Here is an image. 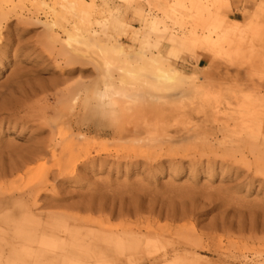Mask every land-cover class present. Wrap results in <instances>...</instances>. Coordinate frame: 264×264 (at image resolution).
<instances>
[{
    "label": "rangeland",
    "instance_id": "rangeland-1",
    "mask_svg": "<svg viewBox=\"0 0 264 264\" xmlns=\"http://www.w3.org/2000/svg\"><path fill=\"white\" fill-rule=\"evenodd\" d=\"M84 1L70 10L69 0H0V104L15 92V83L36 78L44 91L34 107L50 98V107L80 113L102 87L103 72L89 48H119L121 55L110 53L117 68L176 71L175 89L156 106L165 115L162 137L121 142L108 127L102 136L84 130L77 143L95 159L77 166L72 177L59 176L56 167L73 150L70 115L51 133L39 132L0 107V153L55 139L54 159L31 165L26 176H0V264H164L174 252L180 264H264V145L255 150L244 131L264 125V0H208L203 9L215 31L231 32L232 50L238 46L241 55L236 63L179 40L206 32L197 26L190 0H137L132 6ZM151 19L166 30L153 34ZM68 37L86 49L80 47L83 57L72 67L60 63L71 72L59 74L56 64L71 56ZM48 63L51 68L41 71ZM111 76L122 74L113 69ZM141 76L152 79L153 73ZM57 80L65 81L59 89L83 84L73 110L51 96ZM190 86L210 89L217 112L190 102ZM48 170L40 194L28 193L30 180ZM39 240L51 248L40 247ZM83 240L91 246H82ZM10 250L35 255L10 259Z\"/></svg>",
    "mask_w": 264,
    "mask_h": 264
},
{
    "label": "bare ground",
    "instance_id": "bare-ground-1",
    "mask_svg": "<svg viewBox=\"0 0 264 264\" xmlns=\"http://www.w3.org/2000/svg\"><path fill=\"white\" fill-rule=\"evenodd\" d=\"M107 1H114L119 5L132 6L136 4L137 0H102L104 5H107ZM208 0H190L188 1V7L195 11V19L198 27L206 31L204 35L197 36L194 32L189 34H184L179 40L191 48H200L202 46L207 47L211 53L215 56L224 58L227 61L236 63L235 61L240 59L238 46L236 50H232L234 45L233 38L231 37L230 31L218 32L215 28L211 27L210 20L206 19L204 14H202L203 9L206 8V3ZM215 1V0H214ZM178 3V1H177ZM180 5V2L178 3ZM177 4V5H178ZM86 2L84 0H73L67 4L70 10H77L76 7H84ZM76 6V7H75ZM140 7V6H139ZM138 12L141 11L140 8H136ZM81 16H85L84 12ZM237 25V22L234 21ZM91 24V23H90ZM161 21L156 19L150 20V27L153 34L161 31H165L166 27L160 28ZM94 25L100 26V22H94ZM89 34L95 35V31L90 30L87 32ZM213 35H217L215 38ZM149 37L145 38V42L148 43ZM171 41H175L176 37L172 36ZM66 44L68 46L67 54L71 55L66 57L56 64V70L59 74L70 73V68L61 67V64L72 67L74 64L78 63L79 58L83 57V50L81 48L86 47L68 37L66 39ZM226 47V50L223 48ZM221 48V49H219ZM84 49V50H85ZM88 49V48H87ZM94 51L95 63L99 70L103 73L101 77L100 84L101 90L96 93V97L92 102H89L88 106L86 104V109L83 107L80 113L67 114L66 110L54 109L50 107L47 103L43 107L36 108L33 106L37 105V99L39 94L44 91L43 84L36 82V78H30L23 80L21 82L15 83V92H10L7 95L5 101L0 104L2 109H5L12 113L23 126H34L37 131L43 132L49 129V133L52 132L50 127L55 125L59 119L68 118L69 120V131L66 133L69 139H71L72 148H68L65 153L67 156L64 161L65 164H59L56 168L59 172V176L64 175L67 177H72L75 175L77 166H84L86 163H91L95 158L91 154V150L82 144L77 143L79 138H83V131H90V133L96 134V136H102L106 134L107 130L105 127L110 128V135L112 138H116L118 141H126L127 139H136V142H151L158 140L162 137L160 133L163 131V120L165 115L163 112L159 111L156 106H159L160 102L165 100L167 93H170L175 89L173 84L174 79L177 78L176 71H171L168 68H160L156 66H146V68L140 69H121L117 68V62L111 58L110 53L122 54L121 49L110 48L107 51L96 49L95 47L89 48V50ZM149 60V59H148ZM235 60V61H234ZM51 61V59H50ZM150 62H155L154 59H150ZM61 63V64H60ZM37 65V63L35 64ZM51 65L48 63L45 66H41V71H48ZM72 69V68H71ZM113 69H117L121 72L122 76L119 79H113L111 72ZM151 71L153 73L152 79H144L141 76L142 71ZM64 80L54 81L51 85L53 87L52 97L55 96L62 97L66 103H69L70 108L73 110L79 99L81 98L83 84H78L74 88L71 86H65L59 89V85L63 84ZM136 88L135 90H130L129 88ZM58 90V91H57ZM188 91V100L192 103L197 102L200 106V110H210L213 113L217 112V100L216 96L210 89L202 86H190ZM50 96V97H51ZM39 100V99H38ZM155 103L156 105H152ZM85 106V104H84ZM23 115H20L22 114ZM51 116V117H49ZM36 124V126H35ZM112 127V129H111ZM74 131L76 134H74ZM247 139H249L255 150H259L260 145H264V125H260L254 129L246 128ZM67 137V138H68ZM55 140V139H54ZM53 139L39 140L33 142L26 148H15L6 147L0 153V176H26L30 174L33 169L30 168L31 165L44 161L48 156L51 159L55 158V146ZM248 141V140H247ZM245 142V141H244ZM260 173L264 174V160L262 159L259 164ZM50 174V170L42 171L41 176L30 180V187L28 193H34L39 195L42 188L47 185V177ZM19 180H22L20 178ZM43 231V230H42ZM76 237V236H75ZM17 240V238H16ZM75 240H80V237L74 238ZM31 241V240H30ZM33 242V241H32ZM47 240H39L38 244L40 247L46 249L51 248ZM82 246L89 247L90 242H85L83 240ZM7 256L11 258H19L22 254H28V258H33L30 251H16L10 250ZM35 255V254H34ZM47 259L49 256L44 255ZM172 261H167L165 258L164 264H180L179 255L174 252L171 257ZM197 262V261H196ZM71 264H82L78 261H73ZM94 264H98L95 262ZM197 264H200L197 263Z\"/></svg>",
    "mask_w": 264,
    "mask_h": 264
},
{
    "label": "crops",
    "instance_id": "crops-1",
    "mask_svg": "<svg viewBox=\"0 0 264 264\" xmlns=\"http://www.w3.org/2000/svg\"><path fill=\"white\" fill-rule=\"evenodd\" d=\"M201 61H202L201 59L198 61V66L201 64Z\"/></svg>",
    "mask_w": 264,
    "mask_h": 264
}]
</instances>
